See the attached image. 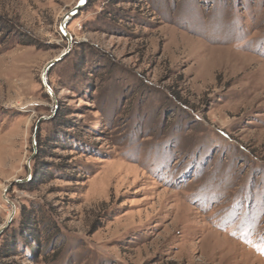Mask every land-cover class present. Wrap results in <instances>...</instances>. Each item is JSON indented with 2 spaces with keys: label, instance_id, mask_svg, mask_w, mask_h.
Segmentation results:
<instances>
[{
  "label": "rangeland",
  "instance_id": "374dc122",
  "mask_svg": "<svg viewBox=\"0 0 264 264\" xmlns=\"http://www.w3.org/2000/svg\"><path fill=\"white\" fill-rule=\"evenodd\" d=\"M78 1L0 0V264H264V0Z\"/></svg>",
  "mask_w": 264,
  "mask_h": 264
},
{
  "label": "water",
  "instance_id": "95a60500",
  "mask_svg": "<svg viewBox=\"0 0 264 264\" xmlns=\"http://www.w3.org/2000/svg\"><path fill=\"white\" fill-rule=\"evenodd\" d=\"M88 1L89 0H79L78 3L76 4V6L64 16V18L62 20L63 24L61 25V30H62L63 33H66L64 25L68 21H70L75 15H77L80 12V10L88 3ZM48 91L51 94V91L50 90H48ZM8 203L12 206V204L10 202H8ZM12 208H13V206H12ZM12 215H13V213L9 217L8 222H10V220L12 218ZM2 231H3V229H0V234H1Z\"/></svg>",
  "mask_w": 264,
  "mask_h": 264
},
{
  "label": "trees",
  "instance_id": "16d2710c",
  "mask_svg": "<svg viewBox=\"0 0 264 264\" xmlns=\"http://www.w3.org/2000/svg\"><path fill=\"white\" fill-rule=\"evenodd\" d=\"M5 249H6V251H5ZM14 250H15V245L4 246V251H5L4 255H5V257L12 256L13 253L15 252ZM11 264H14V263L12 262Z\"/></svg>",
  "mask_w": 264,
  "mask_h": 264
}]
</instances>
